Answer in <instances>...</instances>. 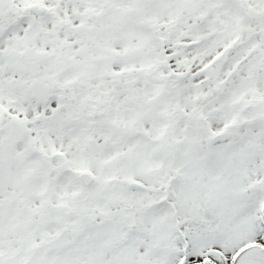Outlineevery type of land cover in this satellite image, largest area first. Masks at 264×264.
<instances>
[{
    "label": "snow or ice",
    "instance_id": "obj_1",
    "mask_svg": "<svg viewBox=\"0 0 264 264\" xmlns=\"http://www.w3.org/2000/svg\"><path fill=\"white\" fill-rule=\"evenodd\" d=\"M0 264H264V0H0Z\"/></svg>",
    "mask_w": 264,
    "mask_h": 264
}]
</instances>
